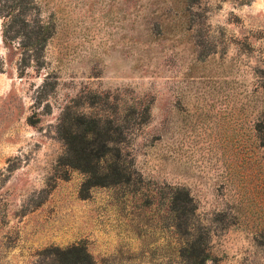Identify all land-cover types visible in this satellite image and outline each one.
<instances>
[{"label":"rangeland","instance_id":"obj_1","mask_svg":"<svg viewBox=\"0 0 264 264\" xmlns=\"http://www.w3.org/2000/svg\"><path fill=\"white\" fill-rule=\"evenodd\" d=\"M0 9V264H264V0Z\"/></svg>","mask_w":264,"mask_h":264},{"label":"trees","instance_id":"obj_2","mask_svg":"<svg viewBox=\"0 0 264 264\" xmlns=\"http://www.w3.org/2000/svg\"><path fill=\"white\" fill-rule=\"evenodd\" d=\"M5 1H12V0H5ZM14 1V0H13ZM19 2L20 4L24 2V0H15ZM252 0H237L239 4H245V3H250ZM5 12V13H4ZM2 14V17L4 18H10L12 19V23L10 24V28H14L17 26V24L24 20L18 14L14 15L13 10H7L3 11V9H0V15ZM43 33L40 34L37 30H33L29 34L31 46H35V44H39L40 42V36H44V31H46L48 26H43ZM17 34L15 35L16 37L19 34V29H16ZM10 39H13L12 35H9V30L4 29L3 32V40L5 43H7ZM1 66V65H0ZM1 69V67H0ZM96 130L91 129L88 131V135H71L70 138L67 140V146H68V151L70 154L73 156L72 161L77 167L84 168L86 170L88 166H90L92 169H95L98 164V160H102V157L105 156L103 154H98L94 153L92 150H89L90 148V143H91V138L94 137ZM81 138L85 142V144L89 147L86 148L85 146H82L80 144V140L78 138ZM104 143L103 147H107V142H110L112 140L111 135H106L105 138H103ZM99 161V162H100ZM84 164V165H83ZM117 174L120 175V172H116ZM119 175H116L114 177L115 179L113 180H119L117 177ZM57 252L55 253V260L59 262V264H96V262L92 259L90 253L87 251V248L84 245L80 244H74L68 248L64 249H56Z\"/></svg>","mask_w":264,"mask_h":264}]
</instances>
